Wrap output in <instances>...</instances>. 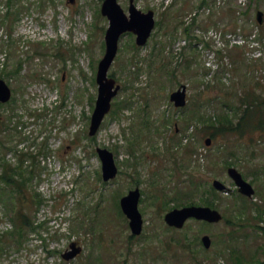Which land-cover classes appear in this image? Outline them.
Instances as JSON below:
<instances>
[{"label":"rangeland","instance_id":"rangeland-1","mask_svg":"<svg viewBox=\"0 0 264 264\" xmlns=\"http://www.w3.org/2000/svg\"><path fill=\"white\" fill-rule=\"evenodd\" d=\"M103 1L0 0V77L13 90L12 99L0 104V172L8 161L32 177L25 181L28 201L22 203L31 219L23 238L14 235L11 217L18 206L7 212L0 197V264H233L226 258L232 246L249 257L264 246V236L252 226L233 227L242 200L224 161L255 181L256 200L264 203V138L257 133L248 147V137H232L229 150L216 152L192 124L217 110L222 85L244 95L255 88L264 96V0H135L141 10L153 9L159 24L144 46L133 34L121 36L109 75L122 87L92 138L96 75L109 26ZM119 2L129 13L130 0ZM28 25L32 36L24 35ZM183 84L188 106L179 109L170 94ZM189 145L198 151L183 155ZM99 146L114 152L120 167L115 180L102 179ZM46 148L49 155L34 163L29 153ZM190 173L201 186L193 191L195 204H205L214 178L229 186L209 197L236 221L232 226L194 219L181 229L166 224V211L190 201H169L179 195V182H190ZM137 186L145 221L139 236L117 203L120 193ZM204 234L211 236L210 248L202 243ZM73 241L83 249L64 259Z\"/></svg>","mask_w":264,"mask_h":264},{"label":"trees","instance_id":"trees-1","mask_svg":"<svg viewBox=\"0 0 264 264\" xmlns=\"http://www.w3.org/2000/svg\"><path fill=\"white\" fill-rule=\"evenodd\" d=\"M262 27L263 26H260V28ZM185 31L189 32V27H186ZM259 34L262 35V32H260ZM260 35L259 39L262 38V36ZM224 85L226 84L224 83ZM220 89L225 90L228 96H224L225 99H220V102H216L214 104L217 110L211 116H208L206 114L193 119V122L196 121V124H193L199 132H202V136L206 134V136L210 135L213 138L214 143H216V152L229 150L230 144L233 142L236 143L235 140H230L232 137L239 136L236 139H244L243 137H248L250 142L247 143L248 147L253 145V141L260 135L263 139L264 96L257 93L255 88L246 91L245 95L241 91L238 97H236V94L238 93L233 92V90L229 86L224 87L222 85L220 86ZM231 93H233L232 97H230ZM216 99L218 98L216 97L215 101ZM257 133H259L260 135H257ZM243 143L245 144V142ZM236 148L238 151L240 149L247 150V147L245 146L241 147L239 145H236ZM191 150L192 147H186L183 149L182 154H187ZM48 152L49 148H46L45 151L38 152L39 154L29 153V155L34 158V163L39 164V162H37L40 159L39 156L42 154L47 155ZM230 153L233 152L231 151ZM8 163V161H5L3 163L4 170L0 172V197L1 200L4 199L3 201L5 202V204H8L7 212L13 211L14 213V208L16 207V205L18 206V210L15 212V217H13V214L11 217L14 220L15 228H17V233H15L14 235H18L19 237L23 238V235L25 234V225L28 224L31 219L30 215L26 213L27 205H24L22 203L23 200H27V198L25 197L28 195L26 193L27 186L25 181L30 180L32 177H29L27 179L24 173L18 172V170H15L12 167L8 166ZM38 166L39 165L33 166L31 170L34 171ZM192 174L193 173L189 174V180L191 183L187 180L183 181L184 185H180L181 182H179L177 185V193L179 195H176L173 199L170 198L169 201H178V203L176 204H180L179 201H186L187 199H190V201L186 204L195 203L192 199V196L194 194L193 191L194 189L196 190L197 187L200 188L201 186L200 184H197L198 180H196L192 176ZM7 187L11 189V191L14 190V192H17V199L13 197L15 195H13L12 192H8L6 190ZM206 191H209L210 193H206L203 196V203L213 205V200L209 197V195L216 196L215 193L218 194L219 192L211 190L210 187H208ZM180 194L187 195V197L182 198ZM239 196L240 197H237V199L240 198L242 202L238 203V220H236L237 222L235 221V223L233 220H231V218H228L227 216L225 217V222L230 226L235 223L233 227L238 225V228L240 230H243L244 226H252L256 228L261 235L264 236V203L247 198L241 194H239ZM156 198L160 200L161 196L156 195ZM32 201H38L39 203L43 202V200L39 199L37 201ZM169 201H167L166 203L163 202L164 205H167ZM18 242H20V240H18ZM259 251L260 254L264 255V246H261ZM259 251H255L254 253L249 254V257H246L247 254H245L241 249H237L232 246V248H230V254L226 256V258L228 259L229 263H232L233 260V264H264V256L260 257Z\"/></svg>","mask_w":264,"mask_h":264},{"label":"water","instance_id":"water-1","mask_svg":"<svg viewBox=\"0 0 264 264\" xmlns=\"http://www.w3.org/2000/svg\"><path fill=\"white\" fill-rule=\"evenodd\" d=\"M102 13L109 18V27L105 35V54L99 62L97 72L99 89L91 119L89 131L91 136L97 134L106 115L112 108L113 98L121 89V85L117 84L116 79L110 77L108 74L118 53L121 36L126 32H133L136 35L137 44L145 45L156 25L155 11L152 9L147 12L141 10L137 7L134 0H130L129 14L118 0H104L102 4ZM258 20L261 23L263 22V13L261 11L258 12ZM186 88V85H183L182 88L171 94V99L177 106L186 104ZM11 97L12 88L4 78L0 77V102L6 103ZM207 143L210 144L211 139H208ZM97 150L102 160L103 178L105 180L115 178L119 169L113 152L107 148L101 147H98ZM228 172L236 181L242 193L248 196H252L255 193L253 185L243 177L242 173L237 168L230 167ZM214 185L220 190L226 189V185L218 179L214 181ZM140 196V189L137 188L131 190L121 199V205L124 212L131 219L130 225L135 234L141 233L143 228V216L139 210ZM191 217L209 222H219L223 219V214L220 210L210 206L191 205L169 211L165 219L170 225L183 227L185 222ZM202 240L207 247L211 245V237L209 235H204ZM71 248V250L63 254L66 259H71L81 252V246H77V242H73Z\"/></svg>","mask_w":264,"mask_h":264}]
</instances>
